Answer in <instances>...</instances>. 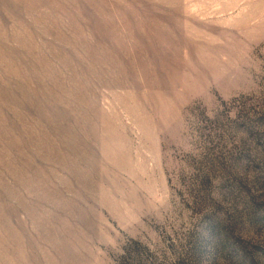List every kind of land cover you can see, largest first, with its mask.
<instances>
[{
  "label": "rangeland",
  "instance_id": "obj_1",
  "mask_svg": "<svg viewBox=\"0 0 264 264\" xmlns=\"http://www.w3.org/2000/svg\"><path fill=\"white\" fill-rule=\"evenodd\" d=\"M0 264H264V0H0Z\"/></svg>",
  "mask_w": 264,
  "mask_h": 264
}]
</instances>
